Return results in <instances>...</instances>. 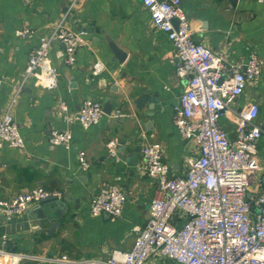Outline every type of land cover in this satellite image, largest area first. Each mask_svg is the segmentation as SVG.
Instances as JSON below:
<instances>
[{
  "label": "crops",
  "instance_id": "crops-1",
  "mask_svg": "<svg viewBox=\"0 0 264 264\" xmlns=\"http://www.w3.org/2000/svg\"><path fill=\"white\" fill-rule=\"evenodd\" d=\"M182 6L190 19L193 39L221 53L228 67H244L251 52L264 59V3L182 0ZM62 17L67 27L88 29L77 47L76 61L65 63L62 45L52 43L50 58L58 72L57 87L43 89L30 81L20 88L12 112L24 147L4 144L0 148V199L10 200L35 187L62 193L55 200L61 202L54 212L56 219L39 226L36 235L29 233L18 239L23 213L8 222L0 212V247L34 257L19 264H51L44 258L63 254L75 260L103 261L115 248L130 249L137 229L146 223L156 190L153 179L137 171L143 144H161L174 176L184 175L187 162L199 154L195 143L180 137L173 125L174 107L186 79L176 73L175 49L166 34L152 25L142 0H0V112L9 105L39 37L49 35ZM25 27L32 29L30 36L18 34ZM109 40L125 53L123 61L115 58ZM97 62L103 68L95 75L92 69ZM143 91L154 97L137 108L135 100ZM87 98L99 100L102 106L106 98L111 99L110 114L104 113L87 129L77 120L65 121L60 103L77 111ZM250 101L259 104L256 123L264 130V66L260 77L234 99L233 108ZM219 123L233 140L237 116L225 112ZM52 129L71 131L68 148L49 143ZM121 139L127 144L122 151L127 158L112 161L107 143L116 140L118 149ZM133 148L138 151L132 152ZM81 151L89 162L87 169L80 166ZM258 151L263 164L258 179L263 186L264 133ZM115 183L126 195L122 214L115 218L91 215V196L101 185ZM39 202L30 204L26 211L31 213ZM29 223L38 225L37 220ZM3 235L8 237L5 242ZM7 242L16 249L11 250Z\"/></svg>",
  "mask_w": 264,
  "mask_h": 264
},
{
  "label": "built area",
  "instance_id": "built-area-1",
  "mask_svg": "<svg viewBox=\"0 0 264 264\" xmlns=\"http://www.w3.org/2000/svg\"><path fill=\"white\" fill-rule=\"evenodd\" d=\"M142 3L152 25L166 34L175 49L176 73L186 79V86L174 107L173 125L180 137L195 143L199 154L187 162L184 175L174 176L161 144L145 142L137 171L151 177L156 190L146 223L137 229L131 248H115L103 261L75 260L65 254L44 260L51 264H264V185L258 179L263 170L258 144L264 130L256 123L259 104L250 101L233 108L234 99L260 77L264 59L251 52L244 67H228L221 53L193 39L182 0ZM65 23L62 17L30 51L22 79L9 105L0 112V148L4 144L24 147L12 112L20 88L30 81L43 89L57 87L58 72L50 58L52 43L62 45L65 63H75L84 31ZM32 33L30 27L18 31L22 36ZM102 68L101 63H95L93 74ZM60 110L65 121L77 120L85 129L98 123L104 114L102 103L92 98L82 101L77 111L61 102ZM225 112H233L238 118L233 140L219 123ZM71 140L69 129H52L48 137L50 144L66 148ZM116 147V140L107 143L109 155L115 156ZM78 158L81 168L87 169L85 152L81 151ZM51 195L60 197L62 193L35 187L10 200L0 199V212L8 220ZM125 201L126 195L117 183L103 184L89 199L88 210L93 216L115 218L122 214ZM2 239L5 242L8 237L3 235ZM24 259L34 257L0 247V264H19Z\"/></svg>",
  "mask_w": 264,
  "mask_h": 264
},
{
  "label": "water",
  "instance_id": "water-1",
  "mask_svg": "<svg viewBox=\"0 0 264 264\" xmlns=\"http://www.w3.org/2000/svg\"><path fill=\"white\" fill-rule=\"evenodd\" d=\"M81 30L86 31L88 29H81ZM108 43H109L108 44L109 48H110L111 52L113 53V55L115 56V58L118 59L119 61H123L125 58V53L113 41L109 40ZM153 97L154 96H151L147 92L143 91L139 95V97H137V99L135 100L136 107L141 108L142 103L144 101L145 102L151 101L153 99ZM79 107L77 108V110L79 109ZM111 109H112L111 99L106 98L105 104L103 106V112L106 114H110ZM76 116H78V113L76 114ZM118 143H120V146L118 147V149L116 148V151L118 152V156H112L111 157L112 161H115L117 157L127 158L125 155L122 154V151L127 147V144H125L122 139L120 141H118ZM136 151H138V148L132 149V152H136ZM262 180L264 181V176L262 177ZM248 195H249V193H248ZM56 199H57V197L53 196V195L46 197L44 199H41L39 202V206L35 207L36 209L34 208L35 210H33L31 213H28L25 210L21 217L20 216H14L11 219L7 220L8 222H12V221H15L16 219H19V217L21 218L23 228L19 231V234L17 235L18 239L24 238L26 236V234H29V233H34L36 235L37 231L40 230V228H41L39 226H45V225H47V223L49 221L56 219V216H54V212L59 210V205L61 204V202L60 203L56 202L55 201ZM51 203L53 205H51ZM64 208H66V211H67L68 207L66 206ZM31 220H37L38 225L37 226L36 225L35 226L30 225L29 222H31ZM45 230H47V229H45ZM6 245H8L11 248V250L16 249V245H12V244H10V242H7Z\"/></svg>",
  "mask_w": 264,
  "mask_h": 264
},
{
  "label": "bare ground",
  "instance_id": "bare-ground-1",
  "mask_svg": "<svg viewBox=\"0 0 264 264\" xmlns=\"http://www.w3.org/2000/svg\"><path fill=\"white\" fill-rule=\"evenodd\" d=\"M97 63H99V62H97Z\"/></svg>",
  "mask_w": 264,
  "mask_h": 264
}]
</instances>
